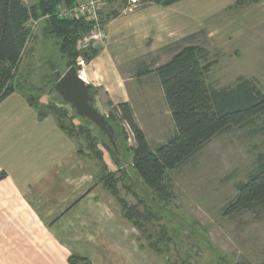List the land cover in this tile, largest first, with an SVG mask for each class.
Listing matches in <instances>:
<instances>
[{"label": "rangeland", "instance_id": "obj_1", "mask_svg": "<svg viewBox=\"0 0 264 264\" xmlns=\"http://www.w3.org/2000/svg\"><path fill=\"white\" fill-rule=\"evenodd\" d=\"M45 1L24 0V3L28 7H39ZM235 7L210 20L188 41L174 44L169 61L186 47H200L208 53V62H216L207 81L211 88L230 87L239 77H244L253 79L264 93V2ZM102 13L104 15L103 9ZM240 16H247L246 21H250V30L241 38L235 34L240 26H235L234 31V25L232 30L228 28L229 23ZM48 19L50 15H41L27 25L30 42L21 69L29 74L24 75L27 83L23 89L32 98L38 99L41 95V105H54L63 112L62 123L65 126H75V133L79 135L75 142L95 167L99 192L110 194L113 207L122 217L125 215L122 202L126 203L131 218L126 221L144 252L142 260H155L158 264H262L264 205L245 208L232 215H228L227 210L239 195L238 186L248 182L255 173L258 156L264 152V117L256 119L248 127L236 128L216 137L188 163L170 172L174 197L169 202L159 201L133 170L132 154L124 152L126 148L135 146V134L127 123L120 121L114 111L116 105L106 98H103L104 103L94 99L96 108L105 118L113 117L121 122L119 129L124 133L121 143L125 156L120 158L119 165L107 148L110 144L107 138L88 121L80 119L70 105L62 104L63 100L53 90L52 77L57 79V73L67 71V60L59 54V40L50 33ZM101 20L104 27L103 16ZM91 30L79 38L75 49L77 58L74 66L81 70L85 81L89 63L86 61L84 70L78 66L81 53L100 49L106 40L105 34L103 41L85 48V40ZM163 53L162 56L166 55ZM126 75L127 78L132 77L129 72ZM147 84L149 92L147 85L134 90L138 98L131 108L137 128L155 150L173 135L174 125L163 91L162 98L155 82ZM88 145H91V150ZM110 175H113L111 182L117 180L118 196L103 186L105 177Z\"/></svg>", "mask_w": 264, "mask_h": 264}, {"label": "crops", "instance_id": "obj_2", "mask_svg": "<svg viewBox=\"0 0 264 264\" xmlns=\"http://www.w3.org/2000/svg\"><path fill=\"white\" fill-rule=\"evenodd\" d=\"M240 1L183 0L164 7L107 0L101 14L106 40L86 70V82L98 90L95 100L133 105L134 90L152 81L163 98L155 70L169 62L173 45ZM247 19L240 16L228 28L240 26L235 34L241 38L250 30ZM99 189L93 163L53 116L40 120L18 93L0 103V264H70L72 255L91 264H158L142 260L132 227Z\"/></svg>", "mask_w": 264, "mask_h": 264}, {"label": "trees", "instance_id": "obj_3", "mask_svg": "<svg viewBox=\"0 0 264 264\" xmlns=\"http://www.w3.org/2000/svg\"><path fill=\"white\" fill-rule=\"evenodd\" d=\"M141 1L167 7L183 0ZM263 1L242 0L237 6H251ZM43 3L39 7H28L24 0H0V103L11 94L18 93L37 112L40 120L53 116L59 129L76 141L78 132L75 133L76 128L73 124L65 126L62 123L63 112L54 105H41V95L35 99L23 89L27 83L25 77L29 73L25 74L22 71L21 64L30 42V30L27 25L31 20H38L41 15H50L48 19L50 33L59 40V54L62 59L67 60V70L75 67L77 42L81 36L91 30L92 25L82 20H65L57 16L60 8L72 7L74 0H54L50 10L44 9ZM88 53L86 61L89 63L99 51L93 49ZM215 63L208 62V53L204 49L190 46L182 49L169 62L155 70L174 125L173 135L155 150L151 149L145 135L137 128L130 104H118L114 107V111L118 113L120 121L127 123L134 131L133 148L124 150L121 143L124 133L119 129L120 121L117 122L113 117L106 118L114 128L120 152V155L115 154L107 139L110 143L107 148L115 162L118 164L126 152L131 153L133 170L159 201L169 202L174 197L170 172L188 163L216 137L236 128L248 127L256 119L264 117V93L253 79L239 77L233 86L220 90L210 87L207 82L208 76ZM53 71L55 72L56 69ZM52 78L55 91L57 79L54 76ZM97 93L93 87L91 92L93 99ZM61 102L64 104L63 101ZM88 123L93 125L90 121ZM90 147L91 145H88L91 150ZM79 153L84 156L81 149ZM97 153L100 157L99 152ZM257 161L255 173L249 177L248 182L238 186L239 195L229 204L228 215L238 213L245 208L252 209L264 205V152L258 156ZM112 177L113 175L106 176L103 186L112 195L118 196L117 180L116 183L111 182ZM122 205L125 211L123 217L130 218L126 203L122 202ZM135 223L139 225L138 222ZM69 262L91 264L86 258L77 255H72Z\"/></svg>", "mask_w": 264, "mask_h": 264}, {"label": "water", "instance_id": "obj_4", "mask_svg": "<svg viewBox=\"0 0 264 264\" xmlns=\"http://www.w3.org/2000/svg\"><path fill=\"white\" fill-rule=\"evenodd\" d=\"M54 0H46L43 7L50 10ZM88 52L84 53L85 59ZM92 86L79 75L76 67H71L64 74L57 73L55 92L66 104L70 105L81 119L90 121L111 143L115 154L120 155L114 128L105 116L96 108L91 95Z\"/></svg>", "mask_w": 264, "mask_h": 264}, {"label": "built area", "instance_id": "obj_5", "mask_svg": "<svg viewBox=\"0 0 264 264\" xmlns=\"http://www.w3.org/2000/svg\"><path fill=\"white\" fill-rule=\"evenodd\" d=\"M106 1L107 0H74V5L72 7H62L58 10L57 16L60 19L72 21L82 20L92 25V30L88 35L89 38L85 40V48H88L90 44L101 42L105 39V32L103 30L101 14L104 2ZM131 1L134 3L137 2V0ZM85 52L88 51L84 50L78 60V66L83 70L86 67V59L84 57ZM76 68L78 69L79 75L81 76V70H79L78 67ZM81 78L84 79L83 76H81Z\"/></svg>", "mask_w": 264, "mask_h": 264}]
</instances>
